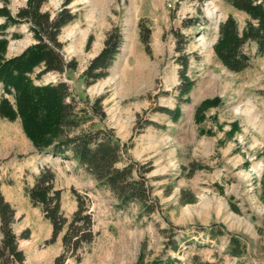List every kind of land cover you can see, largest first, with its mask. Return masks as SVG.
<instances>
[{"label":"rangeland","instance_id":"1","mask_svg":"<svg viewBox=\"0 0 264 264\" xmlns=\"http://www.w3.org/2000/svg\"><path fill=\"white\" fill-rule=\"evenodd\" d=\"M64 1L46 0L42 10L54 13ZM24 3L7 6L14 13ZM66 7L74 18L58 39L76 68L35 81H65L82 108L80 128L111 129L127 143V156L149 170L159 208L147 215L135 202L118 206L113 192L75 161L38 151L19 120L0 117V190L15 210L12 229L24 264H56L76 194L91 214L92 238L60 264H264V54L247 41L249 65L235 72L213 50L222 21L231 15L241 31L250 16L230 0H70ZM141 21L150 28L148 45ZM114 27L122 33L119 52L104 77L86 84L82 72ZM6 37L7 56L34 41L26 23L9 26ZM183 53L192 82L186 95L178 89ZM213 98L218 103L197 119L201 102ZM176 108V117L167 112ZM45 166L54 172L67 219L53 241L51 223L27 193Z\"/></svg>","mask_w":264,"mask_h":264},{"label":"trees","instance_id":"2","mask_svg":"<svg viewBox=\"0 0 264 264\" xmlns=\"http://www.w3.org/2000/svg\"><path fill=\"white\" fill-rule=\"evenodd\" d=\"M10 0H0V117L9 121L19 120L23 133L38 151L45 150L52 156H62L74 160L99 186L109 188L123 207L135 202L147 215L158 210V200L152 195L147 182L144 164L127 156L128 146L120 141L111 129L80 128L82 117L68 84L65 81L37 83L48 72L62 73L66 69H75L76 61H66L58 39L60 29L70 22L74 15L66 5L54 13L42 10L46 0H25L16 12L8 8ZM237 9L249 16L241 31L235 19L229 15L219 24L218 38L213 45L216 57L232 71H241L249 65L250 56L243 50L247 41H255L257 52L264 54V0H230ZM26 23L34 39L17 54L7 56L9 39L6 29L9 26ZM190 23H192L190 21ZM193 24V23H192ZM140 38L148 45L150 28L139 23ZM176 49L182 51L179 32ZM13 37L20 35L14 33ZM91 38L87 40L89 47ZM122 43V33L117 27L106 34L102 48L94 55L83 70L86 84H91L107 74ZM180 95H186L192 82L185 77L188 57L182 54ZM38 68V71L36 69ZM34 78L32 77V74ZM218 103V98L206 99L197 108V119L206 108ZM94 109L95 103L91 105ZM177 116L179 110H167ZM103 114V113H101ZM200 119V118H199ZM76 130V131H75ZM54 172L45 166L36 176L32 186L27 189L30 201L41 206L45 218L52 225L53 241L63 230L67 219L60 211V190L54 189ZM78 207L71 216L63 234V252L57 257L60 264L68 254L76 251L83 243L92 238V217L76 194ZM15 210L4 199L0 190V263L24 264V253L18 248L17 235L12 229ZM149 264H173L170 259L153 260Z\"/></svg>","mask_w":264,"mask_h":264},{"label":"water","instance_id":"3","mask_svg":"<svg viewBox=\"0 0 264 264\" xmlns=\"http://www.w3.org/2000/svg\"><path fill=\"white\" fill-rule=\"evenodd\" d=\"M33 42H34V41H33ZM33 42H32V43H33ZM29 44H30V43H29ZM26 46H27V45H26ZM26 46H25V47H26ZM22 49H23V48H22ZM22 49H21V50H22ZM21 50H20V51H21ZM20 51H19V52H20ZM49 76H51V73H49ZM48 82H50V81H48ZM48 82H45V83H48Z\"/></svg>","mask_w":264,"mask_h":264},{"label":"crops","instance_id":"4","mask_svg":"<svg viewBox=\"0 0 264 264\" xmlns=\"http://www.w3.org/2000/svg\"><path fill=\"white\" fill-rule=\"evenodd\" d=\"M74 161V160H73Z\"/></svg>","mask_w":264,"mask_h":264}]
</instances>
